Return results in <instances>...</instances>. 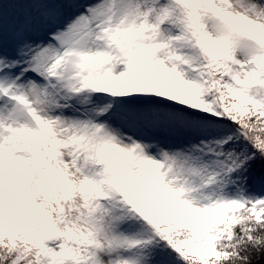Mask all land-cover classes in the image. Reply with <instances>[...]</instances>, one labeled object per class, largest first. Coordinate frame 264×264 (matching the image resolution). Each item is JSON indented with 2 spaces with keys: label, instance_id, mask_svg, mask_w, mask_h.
Instances as JSON below:
<instances>
[{
  "label": "snow or ice",
  "instance_id": "obj_1",
  "mask_svg": "<svg viewBox=\"0 0 264 264\" xmlns=\"http://www.w3.org/2000/svg\"><path fill=\"white\" fill-rule=\"evenodd\" d=\"M0 264H264V0H0Z\"/></svg>",
  "mask_w": 264,
  "mask_h": 264
}]
</instances>
